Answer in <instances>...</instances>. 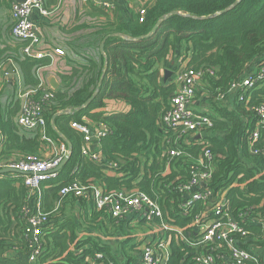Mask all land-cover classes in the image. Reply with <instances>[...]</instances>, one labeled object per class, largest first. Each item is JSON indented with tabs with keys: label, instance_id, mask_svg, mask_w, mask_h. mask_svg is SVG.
Masks as SVG:
<instances>
[{
	"label": "trees",
	"instance_id": "1",
	"mask_svg": "<svg viewBox=\"0 0 264 264\" xmlns=\"http://www.w3.org/2000/svg\"><path fill=\"white\" fill-rule=\"evenodd\" d=\"M5 2L0 0V9ZM95 14L107 17L96 24L98 45L83 53L84 64L61 75L66 88L53 91L54 97L44 107L48 136L59 145L65 143L71 155L61 171L42 184L52 204L46 205L41 197L42 209L51 214L44 226L45 249L38 264H93L88 259H95L97 252L105 258L95 259V264L109 260L115 264L136 262L142 242L134 243L135 238L130 236L132 228L123 223L127 220L116 222L112 214L96 208L81 215L73 209L65 214L66 203H85V198L75 196H69L55 214L51 210L61 188L72 182L97 181L109 193L139 189L160 202L168 222L187 227L207 204L198 201L184 207L185 196L179 186L191 178L198 160H206V150L215 155L209 182L214 196L225 193L226 210L247 231V236L241 238L243 247L264 258V156L254 154L249 144L256 121L250 106L264 101V87L255 91L248 104L239 102L237 96H228L231 84L253 64L264 60V0H154L146 5L144 20L139 11L132 12L127 19L111 18L101 9ZM158 22L161 25L156 32L145 37ZM25 44L0 45V159L8 154L40 155L45 143L41 133L20 130L16 121L21 107L19 98L10 97L2 102L6 85L3 69L7 64L13 65L10 60L20 70L24 84L32 87L41 81L37 71L52 63L50 56L22 58L19 51ZM171 57L174 59L170 62ZM178 60L202 72L196 95L199 99L205 97L211 107L206 114L211 117L212 126L201 138L192 136V142H183L176 132L161 125L177 88L174 82L165 80L162 67L173 69L179 66ZM107 100L124 102L129 110L97 111L107 105ZM87 102L89 105L85 106ZM231 102L230 110L227 105ZM64 110L68 113H61ZM85 119L107 126V133L100 137L101 162L84 153L85 136L72 125H88ZM176 139L185 155L171 158L165 154L167 140ZM263 141L264 129L259 144ZM109 169L116 173H108ZM28 196L22 174H0V264H26V243L20 241L23 247L18 249L24 256L6 252L14 246L12 242L19 245L18 232L27 218L25 208L36 205L37 197ZM81 217L87 230L127 237L116 242L93 235L79 238L83 225L77 218ZM214 217L210 213L208 218ZM14 221L17 224L13 228ZM154 222L159 223V219ZM185 233L191 240L198 239V229ZM76 240L78 251H70V244ZM171 247L167 264H190L197 251L175 237ZM213 252L230 254L226 246L214 247Z\"/></svg>",
	"mask_w": 264,
	"mask_h": 264
},
{
	"label": "built area",
	"instance_id": "2",
	"mask_svg": "<svg viewBox=\"0 0 264 264\" xmlns=\"http://www.w3.org/2000/svg\"><path fill=\"white\" fill-rule=\"evenodd\" d=\"M102 8L112 11L115 10L117 0H99ZM130 1V0H126ZM37 10L42 16H48L50 10L46 7L44 0H26L24 2L13 1L11 5L12 24L11 36L15 42H25L21 48V57L42 58L54 55H65L62 48H46L44 45V31L41 25L32 19L33 12ZM141 20L146 14V5L139 9ZM13 65L14 63L10 60ZM9 65H5L3 72L8 73ZM6 70V71H5ZM177 88L170 101V107L161 119V125L167 130L177 133L178 138H183L192 142V136L201 138L203 134L212 126L211 117L206 113H197L192 108V103L196 97V90L200 84L201 71L193 68L183 67L177 69ZM212 73V72H211ZM40 84L37 87H29L28 90L21 92V107L16 117L20 130L23 132L41 133L42 139L53 145V153L50 157L40 155H21L15 159H0L1 168H14L24 174V184L28 187L29 196H36L37 202L32 209L26 207L27 214L24 233L27 238L29 254L28 264H38V258L43 253L45 247L46 233L44 226L50 221V212H46L41 207L42 184L45 180L56 176L52 171L63 161L64 157L70 152L65 143H57L47 134V118L44 107L54 97L52 90L44 78L39 74ZM264 86V60L252 65L243 76L234 81L229 89L228 96H237L239 102L249 103L256 90ZM250 109L255 115V128L251 131L250 147L252 152L264 156V141L262 145L261 130L264 129V101L259 104L251 105ZM73 127L80 130L87 144L91 138L101 137L107 133L105 124H98L99 129L93 130L89 125L72 123ZM186 138V139H185ZM170 144V145H169ZM181 142L167 140L165 154L171 158L181 157L185 152L180 148ZM169 145V146H168ZM84 153L92 160L101 162L103 158L97 153L91 152L87 147ZM206 160H198L199 165L191 171V178L179 186V190L185 196L184 207L188 208L198 201L207 204L206 209L196 217L193 223L187 227H180L168 222L163 216L160 202L154 200L150 195L139 189H122L114 192H106L104 186L97 181L87 184L72 182L61 188L56 202L58 210L64 200L73 195L85 198L94 203L98 210H105L112 214L116 222H123L130 214H136L133 222L147 220L151 229L148 236L151 239L140 249L141 254L133 264H167L172 253V240L181 238L189 247L196 249V254L190 264H264L261 255L252 253L244 248L241 238L247 236V231L238 222L232 219L226 210L228 201L224 193L214 196L209 186L214 170L215 155L210 150L205 152ZM210 213H214V219L208 218ZM159 219V223L154 220ZM198 227V228H197ZM198 229V239L191 240L186 231ZM70 244V251L77 252L75 243ZM204 244L203 247L199 245ZM226 246L230 254H215L213 248ZM105 258L104 254L97 252L95 259ZM95 259H88L95 262ZM104 260V259H103ZM100 264H115L109 260Z\"/></svg>",
	"mask_w": 264,
	"mask_h": 264
},
{
	"label": "crops",
	"instance_id": "3",
	"mask_svg": "<svg viewBox=\"0 0 264 264\" xmlns=\"http://www.w3.org/2000/svg\"><path fill=\"white\" fill-rule=\"evenodd\" d=\"M13 1H17V0H6L5 5L0 9V27L3 33V41L0 43V45L2 47L6 43L13 47H16L18 44H20V42H15L11 36V24H12L11 5ZM153 1L154 0H130V1L117 0L115 10L108 11L102 8L99 0H44L46 7L50 10V14L48 16H42L37 10H35L32 14V19L38 22L44 31V41H45L44 45L46 46V48L49 49L58 48V47L62 48L65 51V55L50 56L53 53L51 52L49 56L52 58V63L46 67L40 68L38 70L39 74L44 78V80L47 82V84L52 90L53 88L50 84V78L52 77H54L55 80L58 82L59 84L58 89L66 88L62 81L61 75L70 72L72 67L77 66V64H84L86 60L82 57L83 53L85 51L86 52L90 51V49L92 50L93 49L92 47H96L98 45V39L95 36V32L98 31V27H96V24H98V22L106 21L107 17L104 15L95 14L96 12L101 9L111 18L117 17V18L127 19L129 18L132 12H138L142 6L147 5L148 3H152ZM20 53H21V49L19 51V55ZM173 59L174 58L171 57L170 62ZM178 61L180 62L179 66L174 67L173 68L174 70L165 66L162 67V73L164 75V78L166 71L167 70L171 71L170 76L165 80L174 82L176 85H177L176 70L187 66L186 63H184L182 60H178ZM12 66L15 68L14 73L6 74L5 72H3V77H2V80H4V82L9 83V84L7 83L8 88H10L12 92L16 90L19 94L23 91L28 90L29 87H32V86H26L24 84L23 76L16 64L10 65L8 67V73H9V69ZM38 71H37V75H38ZM4 74L7 75L6 81L4 79L5 78ZM12 82L15 83L13 84ZM16 97L17 99L18 98L20 99V94L19 96ZM194 102L195 100L193 101L192 105L194 104ZM106 104L107 105L105 107L96 110L106 111V112H116V111L125 112L129 110V106L121 101L107 100ZM232 106H233V102L227 105V107L230 110L233 109ZM207 112L209 111H205L204 113ZM85 120L88 122V125L93 130L97 131L99 129L98 124L94 123L89 119H85ZM87 148L91 152L97 153L98 156L102 158L100 137H96L94 141L89 142L87 144ZM52 153H53V145L43 142L41 145L40 156L50 157ZM69 153L71 154V151ZM20 156L21 154H15L14 157L12 158L15 159ZM108 173L115 174L116 172L109 169ZM15 184L17 185L18 188L20 187L19 183H15ZM45 190L46 187L43 186L42 198L43 197L45 198V204L48 205L50 200L47 199V194L45 193ZM67 198L65 199L66 201L64 200L65 203L67 202ZM84 200L85 203L83 205L79 201H76L74 205H70V204L67 205L66 203L64 205L65 214L66 211L67 213H69V210L72 209L77 214L92 212V210L95 208L94 203L87 199ZM56 202L53 209L51 210V211H55V214L59 213L58 210L60 209L59 208L58 210H55ZM51 204L52 201L50 202V205ZM126 218H128L127 221L123 223H126L128 227L132 228V226L134 227L135 225H139V222L138 224L137 222H133L134 218H138L136 214H130ZM77 220L83 225L82 226L83 231L80 233L79 238H82L86 235H93L97 238H102L103 240L106 241H112V242L117 241V239H113L114 235L107 236L104 235L103 233L97 232L96 230H92V229L87 230V228L84 225L85 223L84 217L77 218ZM16 224L17 222L14 221L12 227L14 228ZM140 224H146V223L140 222ZM145 226L148 227V232H146V234L148 235L151 227L148 224H146ZM119 237L120 239L118 240H122L127 236L119 235ZM18 239H19V243H18L19 245H16L15 244L16 242L15 243L12 242V245L14 246L6 252L7 254L11 256H15V254L24 256V254H20V251H18L19 248L23 247V245H20V241L26 243L28 247L27 238L25 236L23 226L21 227L20 232H18ZM136 239L134 240V243L139 242V240ZM149 239H151V236H147V238L144 241H141L142 244L140 245L139 249H141L143 245L146 243L145 241ZM25 262L26 264H28V254L25 257Z\"/></svg>",
	"mask_w": 264,
	"mask_h": 264
},
{
	"label": "rangeland",
	"instance_id": "4",
	"mask_svg": "<svg viewBox=\"0 0 264 264\" xmlns=\"http://www.w3.org/2000/svg\"><path fill=\"white\" fill-rule=\"evenodd\" d=\"M4 76H5L4 79L6 81L7 80V75L4 74ZM5 84H6L5 85V94H4L3 98H2L3 102L6 103L9 100L10 97H13V98L17 99L16 96H19V94H21V93L18 94V92L16 90L14 92H12L10 90V88H8L7 83H5ZM201 98L202 99H199L198 96L196 95V97L194 99L195 102L192 105L193 110L196 111L199 114L204 113L205 111H211V107L208 105L207 102L204 101L205 97L202 96ZM12 157H14V155L13 156L10 155V154L7 155V158H9V159H13ZM78 214L81 215L82 213H78ZM137 224H138V222H137ZM145 225L146 224H140V222H139V225H135L134 227L132 226L131 236H133L135 239L137 238L139 241H144L147 238V236H148L146 234V232H148V227L145 226ZM119 235L120 234L114 235L113 239H117V240L120 239Z\"/></svg>",
	"mask_w": 264,
	"mask_h": 264
},
{
	"label": "water",
	"instance_id": "5",
	"mask_svg": "<svg viewBox=\"0 0 264 264\" xmlns=\"http://www.w3.org/2000/svg\"><path fill=\"white\" fill-rule=\"evenodd\" d=\"M17 1H19V2H24V1H26V0H17ZM160 25H161V22H158V23L154 26V28L152 29V31H151L148 35H146L145 37L150 36L151 34L155 33L156 30L160 27ZM106 40H107V38H105V40H103V42H102V44H101V50L103 49V47H104V43H105ZM14 71H15V68L12 66V67L9 69V73L13 74ZM170 74H171V71L167 70L166 73H165V79H167V78L170 76ZM50 84H51V86H52V88H53L54 91L57 90L58 87H59V84H58V82L55 80L54 77L50 78ZM88 105H89V102H87V103L85 104V106H88ZM61 113L65 114V113H68V111H67V110H64V111L61 112ZM95 139H96V137L93 136V137L91 138V141H94ZM1 141H2V133H1V131H0V142H1ZM70 155H71L70 153L67 154V155L64 157L62 163H61L56 169H54L52 172L58 174L59 171H61V169L64 167V165L66 164V162L69 160ZM4 173L24 174L22 171H20V170H16V169L11 168V167H8V168H1V167H0V174H4Z\"/></svg>",
	"mask_w": 264,
	"mask_h": 264
}]
</instances>
